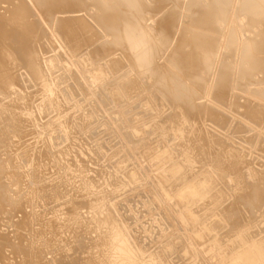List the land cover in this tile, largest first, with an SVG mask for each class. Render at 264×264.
<instances>
[{
    "label": "rangeland",
    "instance_id": "rangeland-1",
    "mask_svg": "<svg viewBox=\"0 0 264 264\" xmlns=\"http://www.w3.org/2000/svg\"><path fill=\"white\" fill-rule=\"evenodd\" d=\"M9 1L10 0H0V61H1V64L5 68H7L8 71H9V74H8L7 77H6V75H4V76L1 75V72H0V85H1L0 86L1 87L0 88V108L4 107V109H7L9 112H13L15 110L17 112V109H19L18 112L20 114L23 113V116L22 115L21 116L24 117V118H22L20 116V119L22 118V122L24 121L23 125L24 126L26 125V128L22 125L23 126V127L21 126L22 127V130H20V132H18V134H14L15 132H11V133H9V135L12 134L13 135L12 137H10L9 135L8 136L6 135V136H4L6 138L5 140H4V137L0 138V141L3 143L2 145L4 146L3 147V146L0 145L1 146L0 152L3 151L2 154L0 153V157H1L0 158V161H1L0 162V165L1 166L0 167H3L4 172L8 173V174H6V173L4 174V172L2 170H0V179H1L0 184L4 187V190L5 189L6 190H11L10 191V192H12L11 194L14 195V197H13V195L11 196V200L12 201L14 199L21 198L15 204L14 202H12L10 200V198L8 199L7 196L5 195V199L7 198V200H9L10 204L12 203V205H10L9 202H5V199L3 198V196H0V199L2 197V201H0V209H2V210H0L1 211V213H0V219H1V221H0V233H1L0 234L1 235L0 236V258H1V260L0 261L2 262V260H3L4 264H9V263L10 264L11 263L12 264L13 263L14 264H18V263L20 264L22 262L23 263L25 262L26 264H40L41 261H42V263L45 262L43 264H47V261H49V264H53L54 262H52V260L55 261L54 259L55 258L58 259L59 258V255H60V258L58 259V261L61 260V257H62V259L64 258L62 260L63 262L62 261H59V263H58L56 261L55 264L56 263L57 264H61L60 262H62V264L63 263L64 264H66V263L67 264H81L80 261L82 262V264L84 263V261H85L86 264H89V263L90 264H97L95 261H97L96 260V257L99 254V251H98L99 246H98V248H94L95 251L93 250L92 246L93 247H95L94 245L97 246L96 240H94V239H97V242L99 244V241L101 240L102 234L100 235L101 231L100 230L98 231V228L96 229V228L93 227V225H92V219L95 218L94 221L96 219H99V218L104 219V218H107L110 215V214L107 215V213H112L114 215L116 214V218L118 217L117 219L120 220V221H118V220L117 221L120 222V223H122L123 221H125L127 219V222L125 221L124 223L126 225H128V227L131 228V229L129 230V228L124 223H122V226H125V229H126V231L125 230L124 231L126 233L129 232L128 233V237L130 239L131 246L132 247L134 246L136 248V250L139 251L142 254V255L140 254V260L141 261L138 259L137 264H139V262H142V261L146 260L148 257H151L155 251L157 252V254L163 252L164 251L163 250L164 245H166L167 243H170L171 240H172V243H173V241L176 239V237L178 235L180 236V237L178 236V238L180 239V243L179 244H174L175 248H174L173 251L169 252V254H168V251L167 252L165 251V253H166L165 260L168 261L170 264H188V261H187L188 260L187 259L188 257L185 254V249L188 246V243L189 242H188L187 238H185L186 237V235L184 233L185 232V229L183 227H181V226H183V224L180 222V220L178 218H176L177 217L176 215H174V217L172 216L173 215V212H174L173 211L174 208H172V207H174V205H173L174 204V201H172L171 203L163 202L165 199L162 198V196H161L162 194L158 190L159 189V185H158V183L155 184V182H157L158 179H159V177L162 175L163 177H168L167 179H169L170 187L176 185V188L174 189L175 192L176 191L178 192L179 190H181V187L180 186H177V184H176L177 182H180V181H177L176 179H174L175 178V175H173V174L172 175L170 174V176H171V178H170L169 173H168V169L171 168V167H173L174 166V163L176 161H178V162H180L182 164V167L183 168L181 170L182 173L180 172V174H181V176L183 178L186 177V174H187V176H189V174L190 173H193L194 171H195V173H198V174L200 173L201 174L203 171L208 170V168H209L208 164L210 163V160L212 159V156H210L211 159H210V157H208L207 159L206 158L205 159H197V155L194 154L195 152H193V151L190 150V149H192L191 148L192 145H193L192 143L196 142V137L195 136H197V134L199 132L196 133L195 130H193L191 133L186 131L183 136H178V134H176L175 131H174L175 129L172 128L170 130V126L171 125L173 126V123H174V125H176V119H177L176 117L179 116L177 114V113H179V110L185 111L186 114L188 115V118L193 119L191 123L194 126H195L194 123H196L194 121V118H197L198 113L195 112V111L192 113V111H189V108L186 109L182 105L177 106V104L175 103V101L170 100L171 98L169 96L175 90H169L168 92L166 91L167 92L166 94L164 92H163V94L162 93L159 94L158 90L155 89V88H153V87H151V86H148V88L146 90H144L145 92H143V95L142 94L137 95L138 93L137 94L134 93L133 94L134 98L135 97H137V98H135V99L133 98V99L129 100V103L128 104L127 103L125 104V102H122V101L121 102H117V100H112V102H113L112 104H114V103H116V104L113 105L114 107L111 106L110 108H107L106 109L104 107V105L107 106V105H111V104L106 103V100L103 98L104 96L99 94V92L101 91L100 88H98V90L95 91V92L98 91L96 93L97 94L96 95L94 93L93 87H91V85H89V84H86L87 81H85L84 78H83V76L89 74L87 71H89L90 73L96 72V71H98L101 68V66H102L101 64L105 63V61L103 59H101L99 57L97 58V56H101V54H102L101 53L102 52L101 45L102 44H105V42H103L104 38L101 37L99 39L100 35H102V34H99V33H101L100 31H102V29L100 28L99 24L94 20V18L90 16V14L93 12V10L96 7L95 6H91L88 9V8H86L85 5H80L81 7L80 6H77L78 8L80 7L79 9L75 7V9H78V10L76 11V13L74 12L76 15L83 14L84 17L89 16L90 18H87L86 17L84 19L87 21V24L89 23L88 24L89 25L88 26L89 27V30L90 31L91 30L93 31V35H90V33L88 31H85V30H84L85 32L84 31L83 32H79V35H80L79 38L81 39V43H82V45H81L82 46V52L80 53V56L82 58L85 57V56H93L94 57V59L92 58L93 63L91 62L90 65H89L90 67L88 66L89 68L88 67L85 68L82 65H80V67H78L77 65L74 64V61L76 60V58L74 60V58L71 57L72 53H71L70 41L67 38H63L64 37V29H63L64 26H61V25L59 26V24H54L53 21H52V19H51V16L50 17L49 16L47 17V15L44 13V11H42L40 9V7L38 5L37 6L36 5H33L34 3H32L31 0H22V1L21 0H11V2H9ZM88 1H90L89 3L91 5H92V3H94V0H88ZM146 1H147V5H148L146 7L145 11H144V16L146 18V23H148L150 21L148 24L153 25V29L155 31H157V30H159V27H162V16H163L164 12H166L169 8H171L172 7V4L170 2H165L166 0H164V1H162V0H146ZM155 1H157V3ZM182 1H184L186 3V5L184 7L185 10H182L180 12L183 13V14H187L189 12L188 0H182ZM17 2H21L22 4L24 3L23 5H24V7L26 6L25 7L26 12H29V13H27L28 14L27 15V20L32 25V27L34 29L33 30V32H34L33 34L34 35L31 36L28 39V45H29L28 48L29 49L31 48L30 50L32 51V53L34 55H37L35 57L36 58V61H38V67L37 68H32L31 64L27 61V59L25 58L24 54L22 52H20V51H22L21 50V47L17 44L16 40L14 41V39H17V38H16V35H15L16 32L14 30L13 24L10 21L7 22L10 19L9 17H10L12 8H13L12 3L14 4V3H17ZM112 2H115V1H112ZM37 8H38L39 11L41 10L43 13L41 11L40 12L37 11ZM41 13L43 14L42 18H41ZM155 13L157 14V17L158 18L155 17L156 16ZM175 14H176V12H175ZM61 16H64V15H61ZM159 17H160V19H159ZM44 21H45V23H44ZM127 21L129 22V20H127ZM94 22H96V23H94ZM40 23H41V25H40ZM42 23H44V24H42ZM51 23L53 24L52 27H54V29H52V27H51L52 24ZM90 24H92V25H90ZM57 25L59 26V28H58ZM92 26H94V27H92ZM48 29H50L51 31H56L55 32L56 34L54 33V36H53L52 32L50 30H48ZM140 29H141V31H140ZM176 29L178 30L177 24L174 25V27L172 28V31H171V35H169L167 37V40H166V42L163 45H160L159 46V45H155V43H153L152 46H150L152 48V50L155 51V56L153 58V61H155L156 63H160L161 66L163 67V70L164 71H166V70L172 71V68L174 69V67L176 68V66H177V68H179V69L176 68V70L173 71L175 73H173V74L170 73V76H168V74L164 73V76H162V77L166 81L171 80V77H173L175 74H176L177 77H182L183 79H186L188 76L189 77L192 76V73L187 70L189 64L186 63V61H184V59L186 58L187 53L189 51H191V49H193V44H190V42L189 43L186 42L187 41L186 40V38H187L186 36H185V39H184V37L183 38L182 37L179 38V40L174 39L176 37L175 36ZM136 30H137V36H139V34H141V33H145V31H144V29H143L142 26H140ZM123 33H124V31L121 28H115V30L112 31V34H114V35H116L118 37V38L116 37L117 38V43L118 42H121L122 40L125 41L124 37H121ZM134 33H136V31H134ZM8 35H13V38L10 37L7 40L6 37ZM55 35H58V36L56 37ZM81 35H83V36H81ZM85 36L87 38L84 39L83 37H85ZM148 36H149V34H148ZM148 36L145 37L144 39H142V41L145 40V39H148ZM106 37H108V35ZM54 38H56V40ZM172 38H173V43H172V40H171ZM86 39L87 40L90 39L92 42L89 41V40L86 41ZM109 39H110V37L106 38V41H108ZM35 41H36V43H35ZM61 41L63 42L64 46L61 43L60 44L63 46V49L66 52H64V50H62V48H59L61 45L58 42H61ZM37 42H38V44H37ZM178 42L182 43L180 49L170 48V45L171 44L172 45H174V44L176 45ZM6 43H8V44H6ZM6 45L8 47H11V50L10 51H11L12 56H13L11 58L4 57V53H3V51H2L1 48H3L2 46L5 47ZM186 45L188 46V49H186L187 48ZM190 45H192V46H190ZM59 49H60V51H59ZM125 50H126V48H125ZM147 50H148V47L144 48V52H148ZM36 51H37V53H36ZM38 52H39V54H38ZM64 53L67 54V55H65ZM122 54H123V51L121 49L114 48L113 50L110 51V53H109V55H108L107 58L109 59V58H113V57H121ZM63 55H64V57H63ZM180 56H181L182 60H179V57ZM62 58H63L64 61L62 60ZM68 58H69V60H67ZM57 59L60 60V61H58ZM71 59H72V61H71ZM51 60H55L57 62L56 63V68H53L52 69L50 67V61ZM74 66H76V67H74ZM83 68H85L86 70H84V72H81V71H83ZM76 69H79L80 71L79 70H76ZM115 69H116L115 74L113 73L111 75L113 79L110 77L108 79L109 82H113L114 81V78L117 79V76L120 78V79H117V80H120V82H122V78L123 79H124V77L127 78L128 77V73L130 75V72L128 71L129 69H128V67H126V63H122L120 66H115ZM10 71H12L13 73H11ZM63 71H64V73H63ZM125 71H126V74H127V75L125 74L126 76L123 75L125 73ZM78 72L81 73V74H78ZM48 73L50 74V76L48 75ZM59 73H60V75H59ZM162 73H159V74H162ZM157 74H158V72H157ZM159 74H158V77H159ZM113 75H115V76H113ZM261 75L262 74H259V76H261ZM165 76H166V78H165ZM27 77H28V79H27ZM61 77H62V79L60 80ZM146 77L148 78L147 79L148 82L149 81L150 82L152 81V77L151 76L148 75ZM149 77H151L150 78L151 80L149 79ZM168 77H170V79H168ZM23 78H24V80H23ZM28 80H30V83H29ZM24 81H26V82L28 81V83H26ZM144 81H142V82L146 84L147 83L146 79ZM14 82L15 83L17 82V83L15 84ZM31 82L33 84H31ZM35 82H37V83L35 84ZM189 82L186 81V84H187L186 87H188L190 85L191 86L190 88H193L195 86L196 90L204 91L206 83H203L200 86H197V85H195L193 83H189ZM25 83L27 84V87L25 86ZM188 83H189V85H188ZM22 84H24V86ZM76 84H77V86H76ZM186 84L184 83V85H183L184 87L183 88H185V85ZM11 85H12V88H11ZM14 85H15V87H14ZM47 86H48V88H46ZM18 87H19L20 91H19ZM35 87H36V89H35ZM253 87H255V86H253ZM8 88H9V91L10 90L13 91L12 94L14 95L13 97L16 96L15 98H13L11 96L10 92H12V91L9 92L8 91ZM188 88H186V89H188ZM114 89H115V87H114ZM148 89H149V91H148ZM151 89H152L153 92L151 91ZM15 90H18V91H15ZM55 91H56V94L54 93ZM57 91H58V94H59L60 91H62V92H60V94L58 95L57 94ZM70 91H72V93ZM103 91H105L104 88H103ZM146 91H148V92H146ZM15 92H16V95H15ZM51 92L53 93L52 95H51ZM105 92L106 93L108 92V89L107 88H106V91ZM19 93H20V95H19ZM146 93H148V96H147ZM7 94H10L9 95L10 97L7 96ZM21 95H23V96L19 98V96H21ZM95 95H96V97H95ZM69 96H71V97H69ZM11 97H12V99H11ZM84 97H85V100L86 101L84 100ZM150 97L153 98V99H151ZM4 99H6V103H5V100ZM14 99L18 100L17 102H15L16 104H14ZM150 99H151V101H150ZM10 100H11V103H10ZM92 100H96L95 102H97L98 100H100L102 102L98 101L97 102L98 105H97L93 101L95 103L94 104L92 102ZM206 100H207L206 98L204 99L203 97H201V98H198L196 100V102L197 103H202V102H206ZM89 101H90V104L88 103ZM243 101H244V99L241 98V102H243ZM7 102H9L10 104L7 103ZM5 104H7V105H5ZM17 104H18L19 107L16 106ZM91 104H94V105L92 106ZM90 105H91L92 108L89 107ZM146 105H147V107H146ZM154 105H155V107H154ZM35 106H36L37 109L39 108L40 110L38 109V111H37V109L35 108ZM122 106H123V109H122ZM33 107L35 108V110H34ZM152 107H154V109H152ZM41 108H44V109H41ZM47 108H48V111H47ZM119 108H121L122 110L119 109ZM50 109H52V110H50ZM63 109H65V110L63 111ZM26 110H27V112H29L30 117L27 116L28 113L27 114L25 113ZM31 110H32V112H30ZM77 110H78V114L76 112ZM66 111L69 113V115H68V113ZM0 112H1V109H0ZM30 113H32V114H30ZM63 113L64 114L67 113V114H65L66 117L63 116ZM38 114H40L41 118H40V116ZM123 114H125V116ZM120 115H121V117L124 116L123 118H125V119L129 117L128 118L129 122H126L127 125L129 126L128 128L125 127L126 123H124L121 120L123 118H121ZM173 116H175V117H173ZM86 117H87V119H86ZM108 117H109V119H108ZM169 117L171 118V120H170ZM61 118L66 119V121L65 120L63 121V119H61ZM173 119H175V120H173ZM210 119L211 120H207L206 119V121L203 123L204 124L203 126L205 127V129H207L208 132L215 134V137H219L223 141L225 140L224 142L227 143L228 145H230L231 147H233L234 149H236L237 152H239L241 154L244 152V154H242V155L245 157V159L247 161L250 162V166L252 168H254L256 170H263L264 169V151L263 150L253 149V148H251V146L247 142L244 141V138H247V137L252 136L253 134H255V131H251L250 133H244V132L231 133L230 131L233 129V126L232 125L234 124V118L231 119L230 125L226 126L224 129L221 126H219L220 125L219 121H217L216 123H214L215 122L214 121L215 118H213V119L210 118ZM31 120H32V122H30ZM59 120H61V121L59 122ZM105 120H106V122H105ZM195 120H197V119H195ZM28 121L30 122V124L32 123V125H30ZM67 121H69V123ZM124 121H126V120H124ZM171 121L173 122L172 124L170 123ZM262 121L264 122V118L262 119ZM38 122L41 123V127H40V123H38ZM42 122H44V123H42ZM62 123L64 124V126H62L63 125ZM49 124L50 125L52 124L55 127L54 126H51V128H52L51 129L49 127ZM44 126L45 127L48 126L47 127V129H48L47 131H45L46 128ZM199 126H200V124H199ZM39 127L41 128V130H40ZM160 127H164L165 128V131H161V128ZM173 127H175V126H173ZM197 127L198 126H197V123H196V127L194 129H197ZM11 128H14V130H15L16 129L15 128V124H12ZM24 128H25V131H24ZM29 128H30V131H28ZM62 128H64V129L62 130ZM70 128H72L71 129L72 131H69ZM100 128H102V129H100ZM129 128L132 129V130L134 129V131L137 128L138 129V133L133 134V132ZM139 128H141V130ZM67 129H68V132H66ZM98 129H99V131H98ZM73 130H75V131H73ZM43 131H44V133H43ZM52 131H54V132H52ZM59 131L61 133H59ZM129 131H131V132L129 133ZM25 132H27V134H31L32 133L30 135V136H32L31 137L32 139L30 138V136H28L29 137L28 138L27 135L25 134ZM64 133L66 135H63ZM20 134H21V137L20 136L18 137V135H20ZM52 134H54L55 137ZM56 134L58 135V138L59 139L57 138ZM24 135L26 136L25 139H27V138H28V140L31 139L33 141V143H32V141L28 142L26 140V142L28 144L30 143V145H27V144L25 145L26 142H25V139L23 138ZM188 135H190L189 139L193 135L194 136L190 140H188L187 139ZM9 138H10V140H8ZM17 138L18 139L19 138L20 139L23 138L24 140L23 139L22 140L19 139V141H18ZM38 138H39V141H38ZM63 138L65 139V142L63 141L64 140ZM180 138H183V139H180ZM66 139H67V141H66ZM43 140H44V142H43ZM79 140H81V142ZM208 140L211 141L212 138H208ZM34 142L35 143L37 142V145L38 146H35L36 144ZM97 142L99 143L98 145L96 144ZM7 143L10 146L11 145H15V146L17 145V147L13 146L14 147L13 148V147H9L8 146L7 149H6L5 146L8 145ZM31 143L33 144V146H32ZM127 143H128V145H127ZM22 144H23V146H22ZM177 144L178 145H181L182 144V146H180V147H182V149H180ZM186 144H187V147L185 146ZM18 145H20V147L21 146L22 147L19 148ZM34 147L36 149H34ZM127 147H128V149H127ZM154 147L157 148V153L153 149ZM2 148H5V149L3 150ZM11 148H13L14 150H12ZM30 148H32V149H30ZM63 148H64L65 151L63 150ZM222 148L223 147L220 146V145H216V146L214 145V146H212V148H207L206 151L207 150L210 151V152L211 151L213 152L215 150L216 151H219ZM15 149H17V152L18 153L20 152V155L19 156H18V153L15 154L16 153V150ZM24 149H26V150H24ZM59 149H60V151H59ZM67 149H68V151H67ZM6 150H7L8 153H5ZM82 150H83V152H82ZM185 150H189L190 153L187 152V151H185ZM163 151L169 152V154L166 156V152H165V154L162 156V159H160L158 156ZM181 151H183V155H182V152ZM43 152L45 154H43ZM52 152H54V153H52ZM64 152H66V153L68 152V153H70V155L68 153L65 154ZM81 152H82V154H81ZM146 153H147V155H146ZM22 154L23 155L26 154V155L23 156ZM28 154H31V155H28ZM46 154H48V155H46ZM64 154H65V156H64ZM12 155H15V156H12ZM43 155L47 156L48 157V160H50V161L47 162L45 157L44 158H41V157H43ZM67 155H69V156H67ZM99 155H100V157H99ZM28 156L31 157V158L28 159ZM52 156L53 157H56L57 156V157L56 158H53ZM102 156H104V157H102ZM182 156L183 157L185 156L184 159H183ZM51 157L53 158V160H52ZM58 157H59V159H58ZM67 157H68L69 160L66 159ZM94 158H95V160H94ZM173 158H174V160H172ZM189 158H191L190 159L191 163L190 162H187V161H189V160H187ZM26 159L29 160V162ZM36 159H38V160H36ZM43 159H45V163L47 162L48 165H51L52 166V163H54L53 166H52V168H51V166H48L47 167V164L44 163V160ZM64 159H66V160H64ZM72 159H74V160H72ZM77 159L80 162V163L78 162L80 164L79 166H78V163H77V166H75L76 164L73 163V161H75V162L78 161ZM82 159H83V161H82ZM87 159H88V161H90V162H87L89 169L87 168V165H85L86 163L84 162L85 160L87 161ZM96 159H97V163H95L96 162ZM7 160H8V162H7ZM15 160H17V161H15ZM25 160H26V162H25ZM161 160H163V161H161ZM196 160H198V161H196ZM39 161H41V162L39 163ZM68 161L70 162V165L68 164ZM92 161L95 164L92 163ZM123 161L125 162V164L122 163ZM49 162H50V164H49ZM64 162H67L66 165H65ZM83 162L85 164H83ZM117 162H120V163L117 164ZM16 163L17 164H20L21 163V164L20 165H17ZM28 163H30V164H28ZM167 163L169 165H167ZM188 163H190L191 167H190V165H188ZM257 163H258V165H257ZM11 164H15V165H13V168H11L12 167ZM33 164H35V165H33ZM8 165H9V167H8ZM28 165H29V167H28ZM81 165H82V167H81ZM97 165H98V167L101 170H105L106 171V174H108V175L106 176V174L104 173V171L102 173L101 170L99 171L101 175L99 173L97 174V172H96V174H94V172L97 171L96 170L97 169ZM116 165L117 166L119 165L120 168L119 167L117 168ZM122 165L124 166V170L123 171L120 170L121 168H123ZM4 166H6V168ZM35 166H37V167H35ZM39 166H42V168L39 167ZM250 166L249 167L248 166H245L243 168V171H242L243 176L246 178L245 179V182H249L250 181V180H248V179H250V177L247 175V172H248L247 169H250L251 170ZM258 166H260V167H258ZM261 166H262V168H261ZM27 167H28V169L30 168L29 170H32V171L29 172L28 169H27ZM73 167H74V169H73ZM102 167H103V169H102ZM104 167H106V168H104ZM7 168L9 169L8 170L9 172L6 170ZM49 168H51V169H49ZM82 168H85L86 170L84 171V169H82ZM57 169H58V172L61 171V169H63L61 171V173L63 172L62 175L63 174H66L68 172L70 174V177L67 174H66L67 176L64 175V176L61 177V173L60 172L59 173L58 172H54ZM66 170H68V171L66 172ZM183 170H186V172L183 173ZM34 171H37V172L34 173ZM22 172H23V174H22ZM28 172L30 174H28ZM11 173H13V175H15V174H17V175H15V177H14V176H11ZM31 173H34V174H31ZM79 173H81V175ZM1 174L3 175L2 177H1ZM27 174L30 177L26 178V175ZM40 174H41V176H40ZM52 174L53 175L55 174L57 178L55 179V175L52 176ZM72 174L74 175V178L75 179H77V177H78V179H77L78 181H80L79 179L82 180V181H80L81 182V185L78 184L80 182H78L77 180H75V182H74V180H73L74 178H72L73 177ZM133 174L135 175V177L137 179L134 180V178H129V177H134ZM5 175H7V176L10 175L11 176V179H10L9 176H8L9 178L7 179L6 178L7 176L5 177ZM31 175H32V177H31ZM86 175H87V177L89 175V177L87 179H84V180H86V181H84L82 178L86 177ZM98 175L101 176V177H98V178H100L99 179L100 180L99 183H98L99 180H97V176ZM58 176H59V179H60L61 182L59 181ZM108 176L110 177V180H111V178L113 179V176L114 177L116 176L115 179L117 181L116 180L110 181L108 179L109 178ZM13 178L15 180H17V179H19V180L18 181H15ZM9 179H10L11 182L9 181ZM69 179H71V180H69ZM4 180H6V181L4 182ZM51 180H52V183H51ZM72 180H73V183H72ZM8 181L10 183H6ZM107 181H110V182H107ZM113 181H115L114 182L115 184H112ZM116 182L118 183V185H117ZM20 183H21V185H20ZM31 183H34V185H32ZM71 183H72V186H71ZM75 183H76V185H75ZM87 183L88 184L89 183L91 184V185L89 184L90 185L89 188L92 187V191H94L93 189L97 185L98 188L96 187V189H97L98 193L103 188L101 185L106 186V187L103 188L104 191L102 190L99 193L101 196H102V194H103V196H104V194H106L107 195L106 198L105 197H102L103 198L102 199L101 196L98 197L99 194H97L98 195L97 196L98 198H96V194L94 195V194L90 193L91 188L88 189V187H86L87 191L89 190L87 192L86 189H85V186H84V185H87L88 186ZM221 183H222V185H219L218 184L220 186V188H224V189H226L225 190L226 192H230L229 189L226 186L227 185L229 186L231 184H228V182L226 180L222 181ZM62 184L64 186L61 187ZM123 185L125 186V188H124ZM33 186L34 187H37V188H38V186H40L39 188L42 189V190L41 191L39 189L38 190L40 192L44 191L43 192V195H41V197H40V193L37 190V188H36V190H34L35 188H33ZM78 186H81V188L78 187ZM82 186H83V189H82ZM99 186H100V191H99ZM120 186H122V188ZM219 186L217 187V189H219ZM20 187L22 189L25 188L24 189L25 191H26V187L27 188L30 187L27 190H29V189L31 190V188H33L32 189L33 192L35 191V194H36V192L38 191L37 192V195L38 194L39 195L37 196L33 192L31 193L32 195H30V193H29L30 196L27 195L30 190L29 191H26L27 194L24 195L26 192L24 190L22 191V189H20ZM77 187L80 188V189H78ZM51 188H52L53 191L51 190ZM106 188H107V191H106ZM96 189L94 191L95 193H97L96 192ZM79 190H80V192H79ZM109 190H110V192H108ZM119 190H121V191H119ZM155 190H156V192H155ZM58 191H60V192H58ZM113 191H115V192H113ZM69 192L71 193L70 195L72 197H74V195H75V197H76L75 198V202L76 203L74 202L73 198L70 196L72 198V200H71V198L69 197V194L67 195V193H69ZM83 193L84 194L87 193L86 195L88 196V198L87 199L85 198L86 195H83L84 198H82V199H86L87 201L86 200H82L80 197L78 198V196L79 195L82 196ZM77 194H79V195H77ZM66 195L68 197H66ZM25 196H28L30 198H27V197L24 198ZM92 197H94V198L92 199ZM77 198L80 199L81 202H79L80 200H77ZM90 198H91V201L89 200ZM156 198H158V199H156ZM22 199H29V200H23V202L26 201L25 206L22 204ZM30 199L33 202L34 201L35 202L37 201L36 203H34V205L35 204L37 205V206L35 205V209L34 208H32V209L30 208L31 205L33 204V202ZM49 199L50 200L53 199L54 202L56 200L55 204L56 203L57 204L56 205L53 204L54 202L50 201ZM68 199H70V201ZM99 199L101 200V202H99L100 201ZM106 199L109 200L110 202L107 201L108 202L107 203L106 202ZM233 200H234V198L233 197H230L229 199H227L224 202L223 205H227V204L230 203V201H233ZM27 201H29V203H30L29 205L30 206L27 205L28 204ZM71 201L74 202L75 207H74V205H73V203ZM82 201H84L83 202L84 204L83 205L81 204L82 205V208H81L80 203H82ZM157 201L159 202V204H154V203H158ZM4 202H5V204L8 203V204H6L7 206L4 204ZM69 202H71V203L69 204ZM97 202H99V205H96L97 208H94L93 207V204L94 203L96 204ZM45 203H46V206H45ZM49 203L51 205L53 204L51 206L52 208L50 207V204ZM61 203H62V205H61ZM85 203H90L92 207H90V204L88 206ZM165 203H166V205H165ZM2 204H4L5 207H3ZM58 204L61 207L58 206ZM21 205H23V206H21ZM41 205H43V209H44V206H45V209L46 210L43 211L41 209L42 208ZM68 205H70V206H68ZM85 205H86L87 208L85 207L84 209H86L87 211H85L83 209V207ZM118 205H119V207H118ZM262 205L263 206L260 209H258L259 211L258 210L256 211V210H254V208H251V207H248V208L244 209V213H245L244 215H246V217L249 216V218H252L253 220H255L256 221L255 222V225L256 226L258 225V227H255L253 229L254 230L255 229L256 230L258 229L259 232L261 231L262 234H263L264 233V231H263L264 229L262 227H264V203ZM53 206L55 208H53ZM63 206H64L65 209L62 208ZM98 206H102V209H100V207H98ZM27 207H29V208H27ZM36 207L38 209H36ZM57 207L59 209H57ZM89 207H90V209H89ZM114 207L115 208L117 207L119 209H117V208L115 209ZM3 208H4V211H3ZM79 208H80V210H79ZM104 208L108 209L107 210L108 211L107 213L104 211L105 210ZM77 209L79 210V212H78ZM91 209H92L93 212L95 210V212H96V213H94L95 215H93V212L92 213L90 212ZM26 210H28V211H26ZM32 210H33L34 213L32 212ZM37 210H40V211H37ZM59 210H60V214H59ZM67 210H68V212H67ZM70 210H71V212H70ZM98 210H100V212L101 211L104 212V214L102 212L101 213H98L99 212ZM117 210H118V212L120 210L119 214L117 213ZM50 211H51V213H50ZM73 211H75V214H76V217H77V223H74L73 225H71L72 224L71 223L70 224L71 227L69 228V225H67L68 224L67 220H68V218L70 217V215L72 214ZM84 211H85L86 214L84 213ZM28 212L30 214L32 213L31 214L32 217H31V215ZM35 212L37 214H35ZM42 212L44 214L46 212V216H47V213L48 214L50 213V215H52L51 218H53L54 217L53 215H55V218L56 219L55 218H53V219L56 220L55 222H58L57 224L55 223L57 229L55 228V224L53 222L54 220L49 218L50 215L47 216L48 217L47 218L44 214L43 215H40V214H42ZM54 212H56V213H54ZM27 213L29 214V216H28ZM90 213L93 216H96V215L97 216L94 217V218H92L93 216H91V218H92L91 219V218H89L90 217ZM105 213H106V216L104 217ZM61 214H63V216ZM83 214H85V215H83ZM98 214H99V216H98ZM25 216H27V217L24 219ZM42 216H44V217H42ZM60 216L62 218H65L64 220H61V222H63V223H61L59 221V219H61ZM220 216L221 215H219L217 217L218 221L222 217V216L221 217ZM57 217H60V218H57ZM78 217H81V218H78ZM14 218L17 219V220H15ZM27 218H29V219H27ZM42 218L47 222L48 226L51 225V226H54V227H51L50 226L51 228L50 227L47 228V224H46V222L44 220H42ZM85 218H88L90 220V221L87 220L88 222H86L87 227L86 226L84 227V224L85 223H82L83 221H85ZM164 218H166V219H164ZM174 218H176V219H174ZM49 219H50V221H49ZM22 220H24L23 225H22ZM177 220H179V221H177ZM157 221L158 222L161 221L159 223L160 226H158V222ZM27 222L28 223L30 222L32 225H34V226L30 225V226H32L31 228L33 230L31 228L29 229V227H30L29 225H26V226L24 225ZM44 222H45L46 225L44 224ZM49 222L50 223L52 222V223L50 224ZM64 222H66V225H64V226H66V229H67V226H68V229L65 232L63 231V230H65V229H63L65 227L62 225V224H65ZM176 222H178L179 224L176 223ZM18 223H19V225L16 227V225ZM82 225H83V227H81ZM177 225H180V226H177ZM229 226H230V228H229ZM231 226L232 225H230L229 223H226L224 226L222 225L223 228L222 227L221 228L220 227H217L219 229V232L218 233L221 236L223 235L222 236L223 238L229 236V234H231L232 233V230H233V227L231 228ZM26 227H28V230L29 231L26 230L27 229ZM161 227H162V229H161ZM180 227L182 228V230L181 229L179 230ZM60 228H61V230H60ZM38 229L41 232L40 231H37ZM47 229L48 230L50 229V231L52 229L53 232H50ZM94 229H95V231H94ZM163 229L165 231H162ZM75 230H77V231H75ZM24 231L26 232L27 236H26V234H25ZM69 231H71L73 235ZM18 232H22V233H20V235H19ZM23 232H24V234H23ZM46 232H48V233L46 234ZM169 232H171L175 237H173V235H170L171 233L169 234ZM3 233H5V234H3ZM44 233H45L46 236H44ZM54 233H55V235L57 234L56 237H55V235H53ZM92 233H94L95 235L92 234ZM257 233H258V231L256 232V234ZM2 235H3V237H2ZM50 235L51 236L53 235L57 239H55L53 236L50 238ZM33 236H35V237H33ZM36 236L38 237V239L40 237V239H39L40 241H38V239H37ZM61 236H63V238ZM64 236H66V238ZM29 237H30V239H29ZM31 237H32V239H31ZM137 238H139V239H137ZM167 238L168 239L170 238V239L168 240ZM173 238H175V239H173ZM81 239H82V241H81ZM133 239H136V240H133ZM69 240H70V242H69ZM138 240L139 241H142V243L141 242L139 243ZM21 241H24V242H21ZM34 241H36V242H34ZM135 241H137V243ZM68 242H69V244H68ZM77 242H78V244H77ZM83 242H84V244H83ZM93 242H94V245H93ZM143 242H144V244H143ZM150 242H152V243H150ZM42 243H44L45 249L43 248V244ZM45 243H46V246L49 245L47 247L49 249L46 248ZM50 243L52 245H54L55 247L53 246V248H52V246L50 245ZM39 244H41V245L38 246ZM79 244H81V245L83 244L82 247ZM137 244H139V245L142 244V245L139 246ZM28 246H30V248ZM23 247L27 250V252H25L26 250ZM82 248L84 249V251H81V250H83ZM89 248L92 249V251ZM30 249L31 250L33 249L32 252H31ZM148 249H151L152 254H151V251L148 250ZM36 250L37 251H41V255L39 254V257L40 256L41 257L43 256V259H45V257H47V255H48V258L46 259L47 261L46 260L43 261V259L39 258L38 257V254H36ZM46 250H48V251H46ZM57 250L59 251V253H57L58 252ZM60 250L63 251V252H61ZM45 251L47 253L51 252L52 254L49 253V254H46L45 255V253H46ZM68 251H69V253H68ZM72 251H75L76 253L75 252L73 253ZM89 251H91V253ZM193 251L194 250L192 248L191 252L193 253V255H195ZM85 252L87 254L89 253L91 255L89 256V254H88V256H87V254H85ZM156 252H155V254H156ZM180 252H181V254H180ZM16 253H18V255H19L18 256V259L20 258L19 260L17 259V255H15ZM30 253H31V255H30ZM32 253H34V254H32ZM53 253H55V254H53ZM72 253H73V255H72ZM93 253H94V255H93ZM50 254L51 255H54V256L51 258L50 257L51 256ZM95 254L97 256H95ZM149 254H150V256H148ZM22 255H24V259H23V257L22 258L20 257ZM27 255H28V257H25ZM29 255L32 256V259L30 261L28 260L29 257H30ZM145 255H147V256H145ZM82 256H83V258H82ZM72 257H73V259H72ZM178 257H181V259L178 258ZM198 257L200 259H202V260H199V261L197 260L196 262L193 263L194 259L193 260L190 259L189 262H191V260H192V262H191L192 264H195V263L196 264H206L205 262H207V261L204 259L205 256H203L201 254ZM13 258L14 259L15 258L17 259L16 263H15V261H14ZM35 258H37V260ZM38 259H41V261L39 262ZM11 260H13V262H10ZM19 261H21V262H19ZM201 261H203V262H201ZM37 262H39V263H37ZM116 262L117 261H115L114 263L115 264H123L122 261H118V263H116ZM1 264H3V263H1Z\"/></svg>",
    "mask_w": 264,
    "mask_h": 264
},
{
    "label": "bare ground",
    "instance_id": "bare-ground-1",
    "mask_svg": "<svg viewBox=\"0 0 264 264\" xmlns=\"http://www.w3.org/2000/svg\"><path fill=\"white\" fill-rule=\"evenodd\" d=\"M22 1V0H21ZM32 3H34L33 5H38L40 7V9L42 11H44V13L47 15V17L51 16V19L53 21L54 24H59V26H64L63 29H64V37L63 38H67L69 39L70 41V46H71V57L76 58V60L74 61V64L77 65L78 67H80V65L84 66L85 68L88 67L90 65V63L92 61V58L94 59L93 56H85V57H81L80 56V53L82 52V43H81V39L79 38V32H83L84 30L85 31H88L90 33V35H93V31L89 30V23L87 24V21L84 19V18H90L89 16H86L84 17L83 14H78L76 15V11L81 7L80 5H85L86 8H90L91 6H95L96 8L93 10V12L90 14L91 17L94 18V20L99 24L100 28L102 29V31H100L101 33L99 34H102L100 35L99 39L102 37L104 38L103 42H105V44H102L101 45V49H102V54L101 56H97V58H101L105 61V63L101 64V68L96 71V72H92L90 73L89 71H87L89 74L88 75H85L83 76L84 80L87 81L86 84H89L91 85V87H93V90H94V93L96 94L97 92H95L96 90H98V88H100V92L99 94L100 95H103L104 99L106 100V103H109L111 105H107L104 107L107 109V108H110L111 106L115 105L116 103L112 104V100H117V102H125V104L129 103V100L133 99L134 96L133 94H142L143 95V92H145L144 90H146L148 88V86H151L155 89L158 90L159 94H163V92L166 94L169 90H175L174 92H172V94L169 96L172 100V101H175V103L177 104V106H184L186 109L189 108V111H192V113L195 111L198 113V116L197 118H194V121L197 123V129H194L196 127V123L195 126L191 123L193 119L191 118H188V115L186 114L185 111L183 110H179V113H177L179 116L176 117V125H174V123L171 121L170 123L172 124L173 123V127L171 124L170 126V130L173 128L175 129V133L178 134V136H183L185 134V132H192L193 130H195V132H199L197 134L196 137V142L192 143V149H190L191 151L195 152L194 154L197 155V159H207L208 157L212 156V159L210 157V163L208 164L209 168L208 170L206 171H203L200 175L198 173H195V171L193 173H190L189 176H187L186 174V177H182L180 172L182 173V164L178 161H176L174 163V166L169 168L168 169V173H169V176L170 174L172 175H175V178L177 181H180V182H175L177 184V186H180L181 187V190H179L178 192L174 191V189L176 188V185L170 187V182H169V179H167L168 177H162L160 176L158 181L155 182L158 183L159 185V191L162 198H164L163 202H168V203H171L172 201H174V208L173 209V217L174 215H176L180 222L183 224V227L185 229V235L188 240V246L186 247L185 249V254L186 256L188 257L187 261H188V264H192V260L194 259L193 263L196 262L197 260H202L200 259L198 256L199 255H203L205 256V260L207 262H205L206 264H264V233L262 234V232L257 229H253L255 227H258V225L256 226L255 225V220H253L252 218H249V216L246 217V215H244V209L248 208V207H251V208H254V210H258L260 209L264 203V169L263 170H256L254 168H252L250 166V162L247 161L245 159V157L242 155L244 154V152L241 154L239 152H237L236 149H234L233 147H231L230 145H228L227 143H225L223 140H221V138L219 137H215V134L213 133H210L207 131V129H205V127L203 126L204 122L207 120H211L210 118H215V122L216 123L217 121H219L220 125L223 129L230 125L231 123V119L234 118V124L232 125L233 126V129L230 131L231 133H238V132H244V133H250L251 131H255V134H253L252 136L250 137H247V138H244V141L247 142L251 148L253 149H257V150H263L264 151V122L262 121V119L264 118V0H188V5H189V12L187 14H183L181 13L180 11L182 10H185V5L186 3L182 0H166L165 2H170L172 4V7L169 8L166 12H164L163 16H162V27H159V30L155 31L153 29V25L151 24H148L146 23V18L144 16V11L146 9V7L148 6L147 5V1L146 0H112V1H115V2H112L111 0H94V3H92V5L89 3L90 1L88 0H31ZM164 1V0H162ZM4 2V1H3ZM11 2V0L9 1ZM157 3V1H155ZM154 2V3H155ZM153 3V4H154ZM24 4V3H23ZM21 2H17V3H12L13 5V8H12V11H11V14H10V19L7 21V22H11L13 24V27H14V30H15V35H16V38L17 39H14V41L16 40L17 44L21 47V50L20 52H22L25 56V58L27 59V61L31 64L32 68H37L38 67V61H36V56L37 55H34L32 53V51L28 48L29 45H28V39L33 36L34 32H33V27L32 25L28 22L27 20V13L29 12H26L25 10V7ZM77 6H80L79 8ZM78 8V9H75ZM34 8V7H33ZM40 10V11H41ZM87 10V9H86ZM37 11L38 8H37ZM39 11V12H40ZM41 11V12H42ZM75 12V13H74ZM176 12V14H175ZM31 13V12H30ZM43 13V12H42ZM41 13V18L43 16V14ZM163 13V12H162ZM40 14V13H39ZM89 14V13H88ZM45 15V16H46ZM61 15H64V16H61ZM155 17H157V14L155 13ZM31 16V15H30ZM151 17V16H150ZM154 17V18H155ZM149 18V17H148ZM158 18V17H157ZM44 19V18H43ZM160 19V17H159ZM129 20V22L127 21ZM151 20V19H150ZM42 21V20H41ZM91 21V20H90ZM161 21V20H160ZM43 22V21H42ZM94 22V23H96ZM45 23V21H44ZM42 23V24H44ZM52 24V23H51ZM177 24L178 26V30L176 29V34H175V38L176 40H179V38H183L185 39V36L187 37L186 38V42H190V44H193V49H191V51H189L187 53V56L186 58L184 59V61H186V63L189 64L187 70L189 72L192 73V76H188L186 79H183L182 77H177L176 74L171 77V80H164L162 76H164V73L168 74V76H170V73L173 74L177 68L174 67V69L172 68V71H164L163 70V67L161 66L160 63H156L155 61H153V58L155 56V51L152 50V48L150 46H152L153 43H155V45H163L166 40H167V37L169 35H171V31H172V28L174 27V25ZM41 25V23H40ZM92 25V24H90ZM144 25V26H143ZM45 26V25H44ZM53 26V24L51 25V27ZM58 26V25H57ZM58 26V28H59ZM140 26L143 27L145 33H141L139 34V36H137V30ZM155 26V25H154ZM94 27V26H92ZM50 28V27H49ZM91 28V27H90ZM115 28H121L123 29L124 33L122 34L121 37H124L125 41L122 40L121 42H118L117 43V36L112 34V31L115 30ZM52 29H54V27H52ZM92 29V28H91ZM37 30V29H36ZM50 30V29H48ZM56 30V29H55ZM51 31V30H50ZM84 31V32H85ZM134 31H136V33H134ZM141 31V29H140ZM178 31V32H177ZM53 36H54V33L56 31H51ZM98 32V31H97ZM96 32V33H97ZM88 33V34H89ZM95 33V32H94ZM56 34V33H55ZM63 34V33H62ZM149 34V36H148ZM108 35V37H110V39L108 41H106V37ZM52 36V37H53ZM56 37L58 35H55ZM61 36V35H60ZM83 36V35H81ZM89 36V35H88ZM148 36V39H145L142 41V39H144L145 37ZM10 37L13 38V35H8L6 37V39L8 40ZM51 37V38H52ZM90 37V36H89ZM88 37V38H89ZM94 37V36H93ZM117 37V38H116ZM49 38V37H48ZM50 38V39H51ZM60 38V37H59ZM84 39L87 38L86 36L83 37ZM56 40V38H54ZM66 39V40H67ZM98 39V38H97ZM98 39V40H99ZM61 40V39H60ZM63 40V39H62ZM89 41H91L90 39H88ZM86 39V41H88ZM172 40V43H173V38L171 39ZM183 40V39H182ZM40 41V40H39ZM127 41V42H126ZM67 42V41H66ZM92 42V41H91ZM36 43V41H35ZM40 43V42H39ZM59 44L61 43L63 46V42H58ZM90 43V42H89ZM128 43V44H127ZM8 44V43H6ZM38 44V42H37ZM60 44V45H61ZM98 44V43H97ZM101 44V43H100ZM181 44L180 42H178L176 45H170V48H177V49H180L181 47ZM60 46L59 48H62L63 49V46ZM59 46V45H58ZM187 46V45H186ZM192 46V45H190ZM3 48L2 51L4 53V57L6 58H11L13 57L12 56V53H11V47H8L7 45L4 47L2 46ZM148 47V52H144V48ZM52 48V47H51ZM65 48V47H64ZM114 48H118V49H121L123 51V54L121 57H113V58H107L110 51L113 50ZM126 48V50H125ZM188 49V46L187 48ZM54 50V49H53ZM68 50V49H67ZM172 50V49H171ZM55 51V50H54ZM60 51V49H59ZM64 52H66L64 50ZM37 53V51H36ZM35 53V54H36ZM179 53V52H178ZM39 54V52H38ZM65 54V53H64ZM100 54V53H99ZM180 54V53H179ZM62 55V54H61ZM67 55V54H65ZM93 55V54H92ZM40 56V55H39ZM64 57V55H63ZM69 57V56H68ZM58 58V57H57ZM58 60V59H57ZM63 60V58H62ZM61 60V61H62ZM69 60V58L67 59ZM179 60H182L181 56L179 57ZM44 61V60H43ZM42 61V62H43ZM60 61V60H58ZM64 61V60H63ZM72 61V59H71ZM69 62V61H68ZM98 62V61H97ZM56 61L55 60H51L50 61V67L53 69V68H56ZM60 63V62H59ZM122 63H126V67H128V71L130 72V75L128 73V77L124 79L122 78V82H120V80H117V79H120L118 76H117V79L114 78V81L113 82H109V78L111 77L112 78V74L114 73L115 74V66H120ZM44 67V66H43ZM76 67V66H74ZM90 67V66H89ZM88 67V68H89ZM63 68V67H62ZM85 68H83V71L81 72H84V70H86ZM99 68V67H98ZM80 69V68H79ZM79 69H76V70H79ZM115 69V70H114ZM179 69V68H177ZM13 70V69H12ZM47 70V69H46ZM63 70V69H62ZM65 70V69H64ZM75 70V71H76ZM81 70V69H80ZM79 70V71H80ZM96 70V69H95ZM14 71V70H13ZM127 71V72H128ZM0 72H1V75H6V77L8 76L9 74V71L7 68H5L2 64H1V61H0ZM11 73H13L12 71H10ZM60 72V71H59ZM77 72V71H76ZM159 73H162V74H159V77H158V74ZM16 73V72H15ZM64 73V71H63ZM62 73V74H63ZM68 73V72H67ZM86 73V72H85ZM56 74V73H55ZM78 74H81L78 72ZM126 74V71L123 75ZM165 74V75H166ZM259 74H262L261 76H259ZM48 75L50 76V74L48 73ZM58 75V74H57ZM60 75V73H59ZM83 75V74H82ZM127 75V74H126ZM125 75V76H126ZM151 76L152 77V81L148 82L147 81V77L146 76ZM196 75V76H195ZM52 76V75H51ZM87 76V77H86ZM115 76V75H113ZM20 77V76H19ZM81 77V76H80ZM149 77V79L151 78ZM158 77V78H157ZM147 81V83H143L142 81H144L145 79ZM163 80H162V79ZM166 78V76H165ZM28 79V77H27ZM62 79V77L60 78V80ZM113 79V78H112ZM144 79V80H143ZM168 79H170V77H168ZM24 80V78H23ZM22 80V81H23ZM111 80V79H110ZM151 80V79H150ZM173 80V81H172ZM29 83H30V80H28ZM28 81H24L26 83H28ZM32 81V80H31ZM52 81V80H51ZM70 81V80H69ZM73 81V80H72ZM82 81V80H81ZM186 81H190L189 83H193L197 86H200L201 84L203 83H206L205 85V89L204 91H199V90H196L195 86L193 88H190L191 86L189 85L188 83V87L187 84H186ZM23 82V83H24ZM145 82V81H144ZM174 82V83H173ZM15 83V82H14ZM17 83V82H16ZM15 83V84H16ZM25 83V86L27 87V84ZM37 82H35L36 84ZM184 83L186 84L185 85V88H183L184 86ZM19 84V83H18ZM21 84V83H20ZM31 84H33L31 82ZM45 84V83H44ZM104 84V85H103ZM24 86V84H22ZM55 85V84H54ZM85 85V84H84ZM1 86V85H0ZM18 86V85H17ZM58 86V85H57ZM77 86V84H76ZM255 86V87H253ZM15 87V85H14ZM45 87V86H44ZM115 87V89H114ZM150 87V88H151ZM1 88V87H0ZM6 88V87H5ZM11 88H12V85H11ZM48 88V86L46 87ZM103 88L104 90L106 91V88L108 89V92L106 93L105 91H103ZM188 88V89H186ZM3 89V88H2ZM19 89V87H18ZM36 89V87H35ZM92 89V88H91ZM90 89V90H91ZM7 91V90H6ZM8 91H9V88H8ZM12 91V90H10ZM9 91V92H10ZM15 91H18V90H15ZM20 91V89H19ZM68 91V90H67ZM149 91V89H148ZM146 91V92H148ZM152 91V89H151ZM167 91V92H166ZM28 92V91H27ZM62 92V91H60ZM59 92V94H60ZM72 93V91H70ZM153 92V91H152ZM157 92V91H156ZM12 92H10L11 96L13 97L14 95L12 94ZM18 93V92H17ZM56 94V91L54 92ZM155 93V92H154ZM4 94V93H3ZM10 94H7V96H9ZM53 93L51 92V95ZM57 94H58V91H57ZM58 94V95H59ZM147 96H148V93H146ZM158 94V95H159ZM15 95H16V92H15ZM20 95V93H19ZM45 95V94H44ZM49 95V94H48ZM62 95V94H61ZM69 95V94H68ZM97 95V94H96ZM95 95V97H96ZM4 96V95H3ZM23 95L19 96L22 97ZM56 96V95H55ZM66 96V95H65ZM75 96V95H74ZM99 96V95H98ZM97 96V97H98ZM6 97V96H5ZM10 97V96H9ZM11 97V99H12ZM16 97V96H15ZM13 97V98H15ZM63 97V96H62ZM71 97V96H69ZM94 97V96H93ZM203 97L204 99L206 98V102H202V103H197L196 100L198 98H201ZM208 97V98H207ZM59 98V97H58ZM77 98V97H76ZM92 98V97H91ZM101 98V97H100ZM99 98V99H100ZM137 98V97H135ZM134 98V99H135ZM151 98V97H150ZM241 98L244 99L243 102H241ZM8 99V98H7ZM10 99V98H9ZM18 99V98H17ZM67 99V98H66ZM89 99V98H88ZM98 99V98H97ZM96 99V100H97ZM153 99V98H151ZM150 99V101H151ZM5 100V103H6V99ZM84 100H85V97H84ZM91 100V99H90ZM96 100H92V102L96 101ZM201 100V99H200ZM18 100L14 99V104H16L15 102H17ZM50 101V100H49ZM67 101V100H66ZM73 101V100H72ZM86 101V100H85ZM100 101V100H98ZM97 101V102H98ZM91 102V103H92ZM93 102V103H94ZM97 102H95L97 104ZM102 102V101H100ZM9 103V102H7ZM10 103H11V100H10ZM9 103V104H10ZM69 103V102H68ZM67 103V104H68ZM90 104V101L88 102ZM94 103V104H95ZM104 103V102H103ZM66 104V103H65ZM86 104V103H85ZM84 104V105H85ZM94 104H91L92 106ZM102 104V103H101ZM152 104V103H151ZM7 105V104H5ZM50 105V104H49ZM69 105V104H68ZM91 105L89 107H91ZM98 105V104H97ZM18 106V104L16 105ZM77 106V105H76ZM81 106V105H80ZM86 106V105H85ZM181 106V107H182ZM19 107V106H18ZM39 107V106H38ZM45 107V106H44ZM98 107V106H97ZM114 107V106H113ZM145 107V106H144ZM147 107V105H146ZM155 107V105H154ZM154 107H152V109H154ZM7 108V107H6ZM15 108V107H14ZM34 108V107H33ZM36 108V106H35ZM34 108V110H35ZM88 108V107H87ZM92 108V107H91ZM150 108V107H149ZM179 108V107H178ZM183 108V107H182ZM181 108V109H182ZM1 109V112H0V138L4 137V136H8L9 133L11 132H15L14 134H18V132H20V130H22V127L24 126L23 123L24 121L22 122V117L23 116V113L20 114L18 112L19 109H17V112L16 110L13 111V112H9L7 109H4V107L0 108ZM32 109V108H31ZM37 109V108H36ZM39 109V108H38ZM37 109V111H38ZM41 109H44V108H41ZM62 109V108H61ZM83 109V108H82ZM118 109V108H117ZM121 109V108H119ZM122 109H123V106H122ZM121 109V110H122ZM137 109V108H136ZM33 110V109H32ZM32 110L30 112H32ZM33 110V111H34ZM40 110V109H39ZM52 110V109H50ZM55 110V109H54ZM60 110V109H59ZM65 109H63L64 111ZM69 110V109H68ZM93 110V109H92ZM42 111V110H41ZM47 111H48V108H47ZM46 111V112H47ZM84 111V110H83ZM118 111V110H117ZM9 112V113H8ZM43 112V111H42ZM67 112V111H66ZM77 114H78V110L76 111ZM26 114L28 113V117H30L29 115V112H25ZM39 113V112H38ZM55 113V112H54ZM68 113V112H67ZM65 113V114H67ZM83 113V112H82ZM32 114V113H30ZM44 114V113H43ZM63 113V116L66 117ZM84 114V113H83ZM176 114V115H177ZM228 114V115H227ZM22 115V116H21ZM40 116V114H38ZM45 115V114H44ZM52 115V114H51ZM69 115V113H68ZM125 116V114H123ZM175 115V114H174ZM197 115V114H196ZM20 116L22 117L20 119ZM25 116V115H24ZM59 116V115H58ZM89 116V115H88ZM123 116V117H124ZM170 116V115H169ZM36 117V116H35ZM60 117V116H59ZM69 117V116H68ZM91 117V116H90ZM121 117V115H120ZM121 117V118H123ZM175 117V116H173ZM39 118V117H38ZM41 118V116H40ZM39 118V119H40ZM55 118V117H54ZM129 118V117H128ZM128 118H123L121 119L124 123L126 122H129ZM170 118V117H169ZM57 119V118H56ZM63 119V118H61ZM87 119V117H86ZM91 119V118H90ZM97 119V118H96ZM109 119V117H108ZM197 119V120H195ZM30 120V119H29ZM66 121V119H63V121ZM126 120V121H124ZM171 120V118H170ZM175 120V119H173ZM237 120V121H236ZM37 121V120H36ZM39 121V120H38ZM61 120H59L60 122ZM94 121V120H93ZM96 121V120H95ZM117 121V120H116ZM168 121V120H167ZM236 121V122H235ZM29 122V121H28ZM32 122V120L30 121ZM29 122V124H30ZM45 122V121H44ZM42 122V123H44ZM48 122V121H47ZM57 122V121H56ZM69 123V121H67ZM106 122V120H105ZM110 122V121H109ZM114 122V121H113ZM199 122V123H198ZM26 123V122H25ZM40 123V122H38ZM37 123V124H38ZM49 123V122H48ZM58 123V122H57ZM233 123V122H232ZM12 124H15V130L14 128H11ZM28 124V123H27ZM61 124V123H60ZM63 124V123H62ZM75 124V123H74ZM200 124V126H199ZM225 124V125H224ZM23 125V126H22ZM32 125V123L30 124ZM39 125V124H38ZM44 125V124H43ZM48 125V124H47ZM70 125V124H69ZM165 125V124H164ZM22 126V127H21ZM51 126H54V125H50L49 124V127L51 128ZM60 126V125H59ZM64 126V124L62 125ZM68 126V125H67ZM123 126V125H122ZM203 126V127H202ZM26 128V125L24 126ZM40 127H41V123H40ZM39 127V128H40ZM45 127V126H44ZM48 127V126H47ZM46 128L45 131H47L48 129ZM55 127V126H54ZM53 127V128H54ZM73 127V126H72ZM75 127V126H74ZM120 127V126H119ZM118 127V128H119ZM126 128H128L129 126L125 125ZM166 127V126H165ZM202 127V128H201ZM19 128V129H18ZM25 128H24V131H25ZM34 128V127H33ZM37 128V127H36ZM49 128V129H50ZM161 128V131H165V128L164 127H160ZM204 128V129H203ZM12 129V130H11ZM52 129V128H51ZM64 128H62L63 130ZM72 128L69 129V131H72L71 130ZM74 129V128H73ZM102 129V128H100ZM106 129V128H105ZM120 129V128H119ZM130 129V128H129ZM141 130V128H139ZM34 130V129H33ZM41 130V128H40ZM43 130V129H42ZM60 130V129H59ZM133 134L135 133H138V129L136 128L135 131L134 129H130ZM139 130V131H140ZM147 130V129H146ZM17 131V132H16ZM23 131V132H24ZM27 131V130H26ZM30 131V128L29 130ZM27 131V132H28ZM75 131V130H73ZM94 131V130H93ZM99 131V129H98ZM103 131V130H102ZM120 131V130H119ZM129 131V133L131 132ZM22 132V131H21ZM27 132H25V134L28 136H30L31 134H27ZM49 132V131H48ZM54 132V131H52ZM63 132V131H62ZM68 132V129L67 131ZM220 132V131H219ZM44 133V131H43ZM57 133V132H56ZM59 133H61L59 131ZM79 133V132H78ZM86 133V132H85ZM141 133V132H140ZM87 134V133H86ZM111 134V133H110ZM44 135V134H43ZM54 136V134H52ZM63 135H66L65 133ZM62 135V136H63ZM130 135V134H129ZM139 135V134H138ZM10 137H12L13 135H9ZM16 136V135H15ZM21 137V134L18 135V137ZM25 136V135H24ZM23 138L25 139L26 136ZM37 136V135H36ZM52 136V137H53ZM57 138H58V135L56 134ZM82 136V135H81ZM177 136V135H176ZM194 136V135H193ZM192 136V137H193ZM234 136V135H233ZM17 137V136H16ZM32 136H30L31 138ZM51 137V138H52ZM55 137V136H54ZM61 137V136H60ZM69 137V136H68ZM190 135H188L187 139H189ZM22 138V139H23ZM29 138V137H28ZM25 139V142L26 140L28 142L32 141L31 139L28 140ZM75 138V137H74ZM78 138V137H77ZM98 138V137H97ZM208 138H212L211 141L208 140ZM6 138L4 137V140ZM18 139V138H17ZM20 139V138H19ZM18 139V141H19ZM20 139V140H22ZM23 139V140H24ZM41 139V138H40ZM53 139V138H52ZM59 139V138H58ZM64 139V138H63ZM69 139V138H68ZM79 139V138H78ZM131 139V138H130ZM180 139H183V138H180ZM206 139V140H205ZM223 139V138H222ZM234 139V138H233ZM10 140V138L8 139ZM12 140V139H11ZM15 140V139H14ZM42 140V139H41ZM99 140V139H98ZM97 140V141H98ZM38 141H39V138H38ZM46 141V140H45ZM65 142V139L63 140ZM67 141V139H66ZM81 142V140H79ZM180 141V140H179ZM192 141V140H191ZM195 141V140H194ZM223 141V142H222ZM9 142V141H8ZM12 142V141H11ZM23 142V141H22ZM21 142V143H22ZM44 142V140H43ZM90 142V141H89ZM99 142V141H98ZM96 143L97 145L100 143ZM159 142V141H158ZM0 145L3 146L2 142L0 141ZM14 143V142H13ZM33 143V141H32ZM31 143V144H32ZM35 143V142H34ZM39 143V142H38ZM71 143V142H70ZM76 143V142H75ZM93 143V142H92ZM105 143V142H104ZM161 143V142H160ZM159 143V144H160ZM176 143V142H175ZM8 144V143H7ZM12 144V143H11ZM30 145V143L28 144L27 142L25 143V145ZM36 145L35 146H38L37 145V142L35 143ZM66 144V143H65ZM91 144V143H90ZM190 144V143H189ZM21 145V144H20ZM19 148H21L22 146ZM64 145V144H63ZM94 145V144H93ZM101 145V144H100ZM128 145V143H127ZM130 145V144H129ZM178 145V144H177ZM216 146V145H220L222 146L223 148L219 151H206L207 148H212V146ZM244 145V144H243ZM0 146V148H1ZM13 147L15 145H7L5 146V148L7 149V147ZM33 146V144H32ZM42 146V145H41ZM69 146V145H68ZM168 146V145H167ZM180 149H182V144L181 145H178ZM184 146V145H183ZM187 147V144L185 145ZM184 146V147H185ZM246 146V145H245ZM4 147V146H3ZM17 147V145L15 146ZM27 147V146H26ZM30 147V146H29ZM43 147V146H42ZM189 147V146H188ZM237 147V146H236ZM5 148H2L3 150ZM14 148V147H13ZM13 148H11L12 150H14ZM38 148V147H37ZM217 148V147H216ZM9 149V148H8ZM32 149V148H30ZM34 149H36L34 147ZM102 149V148H101ZM128 149V147H127ZM156 153H157V148L154 147L153 148ZM152 149V150H153ZM1 150V149H0ZM16 150V153L17 154V149ZM26 150V149H24ZM28 150V149H27ZM64 150V148H63ZM100 150V149H99ZM147 150V149H146ZM159 150V149H158ZM184 150V149H183ZM256 150V151H257ZM10 151V150H9ZM31 151V150H30ZM60 151V149H59ZM65 151V150H64ZM68 151V149H67ZM81 151V150H80ZM86 151V150H85ZM105 151V150H104ZM162 151V150H161ZM170 151V150H169ZM187 152H189V150H185ZM251 151V150H250ZM3 151H1L0 153L2 154ZM5 152V151H4ZM15 152V151H14ZM25 152V151H24ZM45 152V151H44ZM43 152V154H45ZM47 152V151H46ZM62 152V151H61ZM83 152V150H82ZM81 152V154H82ZM111 152V151H110ZM146 152V151H145ZM166 151H163L159 154V158L162 159V156L165 154ZM182 152V155H183V151ZM5 153H8L7 150ZM11 153V152H10ZM29 153V152H28ZM31 153V152H30ZM34 153V152H33ZM32 153V154H33ZM41 153V152H40ZM54 153V152H52ZM63 153V152H62ZM61 153V154H62ZM65 154H67L66 152H64ZM73 153V152H72ZM77 153V152H76ZM90 153V152H89ZM92 153V152H91ZM190 153V152H189ZM251 153V152H250ZM13 154V153H12ZM27 154V153H26ZM25 154V155H26ZM36 154V153H35ZM49 154V153H48ZM46 154V155H48ZM56 154V153H55ZM60 154V153H59ZM64 154V156H65ZM70 155V153H68ZM104 154V153H103ZM169 154V152H166V156ZM172 154V153H171ZM187 154V153H186ZM5 155V154H4ZM20 155V152L18 153V156ZM23 155V154H22ZM23 155V156H25ZM28 155H31V154H28ZM51 155V154H50ZM49 155V156H50ZM53 155V154H52ZM67 155V156H69ZM147 155V153H146ZM253 155V154H252ZM257 155V154H256ZM261 155V154H260ZM3 156V155H2ZM10 156V155H9ZM12 156H15V155H12ZM33 156V155H32ZM37 156V155H36ZM41 156V155H40ZM75 156V155H74ZM105 156V155H104ZM102 156V157H104ZM108 156V155H107ZM150 156V155H149ZM11 157V156H10ZM21 157V156H20ZM19 157V158H20ZM46 158V161H50L48 160V157L43 155V157L41 158ZM53 157V156H52ZM51 157V158H52ZM57 157V156H56ZM56 157H53V158H56ZM97 157V156H96ZM100 157V155H99ZM106 157V156H105ZM183 157V156H182ZM185 157V156H184ZM183 157V159H184ZM1 158V157H0ZM7 158V157H6ZM13 158V157H12ZM16 158V157H15ZM18 158V159H19ZM26 158V157H25ZM31 158L28 156V159ZM40 158V159H41ZM52 158V160H53ZM107 158V157H106ZM4 159V158H3ZM8 159V158H7ZM11 159V158H10ZM17 159V160H18ZM23 159V158H22ZM59 159V157H58ZM67 160L68 157L66 158ZM64 159V160H66ZM76 159V158H75ZM181 159V158H180ZM186 159V158H185ZM191 158L187 159L189 161L187 162H190ZM15 160V161H17ZM27 160V159H26ZM25 160V162H26ZM38 160V159H36ZM42 160V159H41ZM44 160V163H45V159ZM74 160V159H72ZM78 160V159H77ZM92 160V159H91ZM95 160V158H94ZM174 160V158L172 159ZM171 160V161H172ZM182 160V159H181ZM6 161V160H5ZM4 161V162H5ZM10 161V160H9ZM12 161V160H11ZM29 162V160H27ZM58 161V160H57ZM56 161V162H57ZM83 161V159H82ZM101 161V160H100ZM104 161V160H103ZM163 161V160H161ZM198 161V160H196ZM201 161V160H200ZM1 162V161H0ZM8 162V160H7ZM13 162V161H12ZM11 162V163H12ZM23 162V161H22ZM41 161H39L40 163ZM47 162L45 164H47ZM52 162V161H51ZM55 162V161H54ZM79 162L78 161H73V163H75L74 165L77 166V163ZM86 164H85V163ZM83 162V164L87 165V168L89 169L88 167V163L87 162H90L85 160ZM195 162V161H194ZM3 163V162H2ZM31 163V162H30ZM28 163V164H30ZM65 165L67 162H64ZM80 163V162H79ZM78 163V166L80 165ZM92 163H94L92 161ZM91 163V164H92ZM97 163V159H96V162ZM94 163V164H95ZM120 163V162H117V164ZM122 163L125 164V162L123 161ZM169 163V162H168ZM167 163V165H169ZM190 163H188V165H190ZM9 164V163H8ZM17 164V163H16ZM21 164V163H20ZM20 164H17V165H20ZM23 164V163H22ZM50 164V162H49ZM54 163H52V166H53ZM68 164L70 165V162L68 161ZM90 164V163H89ZM115 164V163H114ZM133 164V163H132ZM165 164V163H164ZM13 168V165L15 164H11ZM35 165V164H33ZM39 165V164H38ZM93 165V164H92ZM121 165V164H120ZM187 165V164H186ZM205 165V164H204ZM256 165V164H255ZM258 165V163H257ZM260 165V164H259ZM1 166V165H0ZM7 166V165H6ZM6 166H4L6 168ZM48 166H51V165H48L47 164V167ZM51 166V168H52ZM74 166V167H75ZM84 166V165H83ZM91 166V165H90ZM96 166V165H95ZM94 166V167H95ZM117 166V165H116ZM123 166V165H122ZM127 166V165H126ZM125 166V167H126ZM245 166H250L251 170L250 169H247L248 172H247V175L250 177V180L249 182H245V177L243 176V168ZM9 167V165H8ZM19 167V166H18ZM17 167V168H18ZM22 167V166H21ZM29 167V165H28ZM27 167V169H28ZM32 167V166H31ZM37 167V166H35ZM42 168V166H39ZM38 167V168H39ZM46 167V168H47ZM73 167V169H74ZM82 167V165H81ZM85 167V166H84ZM119 167V165L117 166V168ZM191 167V165H190ZM195 167V166H194ZM260 167V166H258ZM4 168V169H5ZM20 168V167H19ZM24 168V167H23ZM49 168V169H51ZM98 165H97V171L94 172V174H97L99 173L100 174V168L98 169ZM106 168V167H104ZM120 168V167H119ZM185 168V167H184ZM262 168V166H261ZM26 169V170H27ZM30 169V168H29ZM28 171H32V170H29ZM84 169V171L86 170L85 168H82ZM103 169V167H102ZM126 169V168H125ZM192 169V168H191ZM195 169V168H194ZM0 170H3V167H0ZM7 171L9 170L8 168L6 169ZM5 170V171H6ZM18 170V169H17ZM34 170V169H33ZM42 170V169H41ZM40 170V171H41ZM60 170V169H59ZM63 169H61L62 171ZM71 170V169H70ZM119 170V169H118ZM121 171L124 170V166L123 168L120 169ZM127 170V169H126ZM1 171V172H2ZM20 171V170H19ZM61 171H59L61 173ZM68 170H66L67 172ZM106 174V171L105 170H101V172ZM120 171V172H121ZM161 171V170H160ZM197 171V170H196ZM9 172V171H8ZM18 172V171H17ZM28 172V174H30ZM37 172V171H34V173ZM54 172H58V169ZM58 172V173H59ZM78 172V171H77ZM186 172V170H183V173ZM6 172H4L5 174ZM34 173H31V174H34ZM63 173V172H62ZM61 173V177L64 176V175H68L70 177V174L67 172L66 174H63L62 175ZM3 174V173H2ZM1 174V177L4 175ZM8 174V173H6ZM15 174V173H14ZM23 174V172H22ZM28 174L26 175V178L30 177L28 176ZM57 174V173H56ZM81 175V173H79ZM104 174V175H105ZM180 174V175H179ZM17 175V174H15ZM13 173H11V176H14ZM19 175V174H18ZM55 175V174H54ZM52 174V176H54ZM66 175V176H67ZM76 175V174H75ZM101 175V174H100ZM100 175L97 176V180H99L100 178L98 177H101ZM108 174H106L107 176ZM131 175V174H130ZM7 175H5L6 177ZM11 179V176L8 175ZM6 177L7 179L9 177ZM41 176V174H40ZM65 176V177H66ZM72 178H74V175L72 174ZM105 176V177H106ZM112 176V175H111ZM132 176V175H131ZM134 177H129V178H134L137 179L135 177V175L133 174ZM32 177V175H31ZM64 177V178H65ZM76 177V176H75ZM89 177V175H88ZM87 175L86 177L82 178L83 180L84 179H87L88 178ZM103 177V176H102ZM109 177V176H108ZM107 177V178H108ZM116 177V176H115ZM115 177L113 176V179L111 178L110 180V177L108 178L110 181L112 180H116ZM56 175H55V179H56ZM171 178V176H170ZM181 178V179H180ZM9 179V181H10ZM14 179V178H13ZM22 179V178H21ZM31 179V178H30ZM37 179V178H36ZM42 179V178H41ZM58 179H59V176H58ZM57 179V180H58ZM78 179V177H77ZM77 179H73L74 182L75 180ZM103 179V178H102ZM105 179V178H104ZM15 180V179H14ZM19 179L15 180V181H18ZM27 180V179H26ZM71 180V179H69ZM73 180H72V183H73ZM80 181H82L81 179H79ZM133 180V179H132ZM171 180V179H170ZM226 180L228 182V184H231V185H225L230 192H226L224 188H220L219 185H222V181ZM1 181V179H0ZM3 181V180H2ZM6 180H4L5 182ZM6 182V183H10V182ZM29 181V180H28ZM34 181V180H33ZM60 181V179H59ZM63 181V180H62ZM66 181V180H65ZM78 181V180H77ZM78 181V182H80ZM86 181V180H84ZM110 181H107V182H110ZM117 181V180H116ZM175 181V180H174ZM3 182V183H4ZM31 182V181H30ZM35 182V181H34ZM61 182V181H60ZM100 182V180L98 181V183ZM115 181H113L112 184H115L114 183ZM5 183V184H6ZM18 183V182H17ZM23 183V182H22ZM25 183V182H24ZM51 183H52V180H51ZM63 183V182H62ZM72 183H71V186H72ZM83 183V182H82ZM117 183V182H116ZM226 183V182H225ZM4 184V185H5ZM16 184V183H15ZM32 185H34V183H31ZM68 184V183H67ZM70 184V183H69ZM81 185V182L78 183ZM85 184V183H84ZM88 184V183H87ZM90 184V183H89ZM84 185L85 186V189L86 187H88V189L91 188V191L90 193L92 194H96V198L100 197L101 195L99 194L102 190L104 191V187L106 186H103L101 185L102 189L100 191V186H99V193L96 189V187H94V191L96 189V192L95 193L94 191H92V187L89 188V186L91 185ZM93 184V183H92ZM219 184V185H218ZM227 184V183H226ZM19 185V184H18ZM21 185V183H20ZM31 185V186H32ZM36 185V184H35ZM76 185V183H75ZM74 185V186H75ZM100 185V184H99ZM118 185V183H117ZM219 186V189H217V187ZM24 186V185H23ZM48 186V185H47ZM53 186V185H52ZM51 186V187H52ZM64 186L63 184L61 185V187ZM124 186V185H123ZM156 186V185H155ZM40 186L37 187H34L35 188L34 190H37L39 189L40 191L42 189L39 188ZM46 187V186H45ZM81 188V186H78ZM77 187V188H78ZM122 188V186H120ZM119 187V188H120ZM30 188V187H28ZM26 187V191H29L27 190L28 189ZM33 188H31V192L29 191L28 194L27 192L24 190L25 188H21L22 191L24 190L26 193L24 195H32L31 193L33 192ZM47 188V187H46ZM68 188V187H67ZM71 188V187H70ZM78 188V189H80ZM98 188V187H97ZM120 188V189H121ZM125 188V186H124ZM157 188V187H156ZM8 189V188H7ZM64 189V188H63ZM62 189V190H63ZM72 189V188H71ZM70 189V190H71ZM82 189H83V186H82ZM224 189V190H223ZM38 190V191H39ZM52 190V188H51ZM65 190V189H64ZM75 190V189H74ZM73 190V191H74ZM123 190V189H122ZM128 190V189H127ZM11 190H4V187L0 184V196H3V198L5 199V195L7 196V198L11 200V196L13 194H11L12 192H10ZM14 191V190H13ZM21 191V190H20ZM37 191V192H38ZM40 197L41 195H43V192H40ZM53 191V190H52ZM51 191V192H52ZM78 191V190H77ZM87 191V189H86ZM85 191V192H86ZM89 191V190H88ZM87 191V192H88ZM106 191H107V188H106ZM121 191V190H119ZM4 192V193H3ZM16 192V191H15ZM37 192L35 194V191L33 192L35 195H37ZM60 192V191H58ZM80 192V190H79ZM84 192V193H85ZM94 192V193H93ZM110 192V190L108 191ZM115 192V191H113ZM112 192V193H113ZM118 192V191H117ZM156 192V190H155ZM17 193V192H16ZM23 193V192H22ZM62 193V192H61ZM78 193V192H77ZM82 194V196L79 195L78 198L80 197L81 199L84 198L83 195H86V194ZM4 194V195H3ZM69 194V197L71 196L70 192L67 193V195ZM75 194V193H74ZM91 194V195H92ZM99 194V196L97 195ZM114 194V193H113ZM29 195V196H30ZM39 195V194H38ZM37 195V196H38ZM66 195V197H68ZM76 195V196H77ZM89 195V194H88ZM156 195V194H155ZM16 196V195H15ZM93 196V195H92ZM98 196V197H97ZM106 194H102L101 198L102 197H105L106 198ZM109 196V195H108ZM128 196V195H127ZM14 197V195H13ZM12 197V198H13ZM30 198L28 196H25L24 198ZM43 197V196H42ZM72 197V196H71ZM70 197V198H71ZM230 197H233L234 200L233 201H230L229 204L227 205H223L224 202L229 199ZM7 198L5 199V202H9V200H7ZM35 198V197H34ZM62 198V197H61ZM74 202H75V195L74 197H72ZM71 198V200H72ZM77 200H80L78 199ZM86 199L88 198V196L86 195L85 197ZM94 197H92L93 199ZM104 198V199H105ZM149 198V197H148ZM21 198H17V199H14L12 202H14L15 204L17 203L18 200H20ZM42 199V198H41ZM86 199H82V200H86ZM103 199V198H102ZM112 199V198H111ZM110 199V200H111ZM158 199V198H156ZM23 200H29V199H22V204L25 206L26 204V201L23 202ZM31 200V199H30ZM50 200V199H49ZM59 200V199H58ZM70 201V199H68ZM91 201V198L89 199ZM88 200V201H89ZM100 200V199H99ZM0 201H2V197L0 199ZM4 201V200H3ZM32 201V200H31ZM30 201V202H31ZM39 201V200H38ZM45 201V200H44ZM52 202V200H50ZM87 201V200H86ZM104 201V200H103ZM110 202L109 200L106 199V202ZM155 201V200H154ZM4 202V204H5ZM33 202V201H32ZM37 202V201H36ZM35 201L33 202V204L31 205V209L34 208L35 209V205L34 203H36ZM56 202V200H55ZM55 202L53 204H55ZM58 202V201H57ZM72 202V201H71ZM69 202V204L71 203ZM74 202L73 205H74ZM81 202V200L79 201ZM84 201H82V203H80V205L84 204L83 203ZM101 202V200L99 201ZM99 202H97L96 204L94 203L93 204V207L94 208H97L96 205H99ZM107 202V203H108ZM158 202V201H157ZM161 202V201H160ZM3 203V202H2ZM13 203V204H14ZM27 205L30 206L29 204V201H27ZM76 203V202H75ZM93 203V202H92ZM104 203V202H103ZM113 203V202H112ZM140 203V202H139ZM3 205V207H5ZM8 204V203H6ZM5 204V205H6ZM10 204V202H9ZM39 204V203H38ZM48 204V203H47ZM50 204V203H49ZM52 204V205H53ZM57 204V203H56ZM55 204V205H56ZM89 206L90 203H85ZM105 204V203H104ZM115 204V203H114ZM113 204V205H114ZM154 204H159L158 203H154ZM198 204V205H197ZM12 205V203L10 204ZM21 205V206H23ZM50 204V207L52 206ZM62 205V203H61ZM82 205H81V208H82ZM116 205V204H115ZM114 205V206H115ZM166 205V203H165ZM197 205V206H196ZM7 206V205H6ZM33 206V207H32ZM37 206V205H36ZM42 206V210H46L45 209V206H46V203H45V206H44V209H43V205ZM58 206H60L58 204ZM70 206V205H68ZM104 206V205H103ZM159 206V205H158ZM170 206V205H169ZM61 207V206H60ZM75 207V205H74ZM79 207V206H78ZM86 207V205L83 207V209ZM90 207L91 204H90ZM89 207V209H90ZM100 207V209H102V206H98ZM119 207V205H118ZM165 207V206H164ZM163 207V208H164ZM29 208V207H27ZM52 208V207H51ZM53 208H55L53 206ZM64 208V206L62 207ZM87 208V207H86ZM115 208V207H114ZM117 208V207H116ZM115 208V209H116ZM125 208V207H124ZM221 208V209H220ZM10 209V208H9ZM30 209V210H31ZM36 209H38L36 207ZM57 209H59L57 207ZM61 209V208H60ZM65 209V208H64ZM82 209V210H83ZM99 209V208H98ZM105 209V210H104ZM103 210L107 213L108 209L104 208ZM110 209V208H109ZM119 209V208H117ZM165 209V208H164ZM2 210V209H0ZM54 210V209H53ZM78 210V209H77ZM80 210V208H79ZM78 210V212H79ZM81 210V211H82ZM85 211H87L86 209H84ZM122 210V209H121ZM125 210V209H124ZM252 210V209H251ZM3 211H4V208H3ZM28 211V210H26ZM35 211V210H34ZM37 211H40V210H37ZM55 211V210H54ZM58 211V210H57ZM84 211V213H85ZM99 212L98 213H101L100 210H98ZM113 211V210H112ZM138 211V210H137ZM154 211V210H153ZM259 211V210H258ZM33 212V210H32ZM68 212V210H67ZM71 212V210H70ZM91 213L93 212L92 209L90 211ZM120 212V210H119ZM118 210H117V213L119 214ZM254 212V211H253ZM1 213V211H0ZM29 213V212H28ZM27 213V214H28ZM34 213V212H33ZM51 213V211H50ZM50 213L48 214L47 213V216L50 215ZM56 213V212H54ZM62 213V212H61ZM64 213V212H63ZM90 213V217L95 215L94 212H93V215ZM104 214V212H102ZM106 213L104 215V217L106 216ZM115 213V212H114ZM155 213V212H154ZM169 213V212H168ZM171 213V212H170ZM175 213V214H174ZM252 213V212H251ZM30 214V213H29ZM28 214V216H29ZM32 214V213H31ZM30 214V215H31ZM35 214H37L35 212ZM44 213L42 212V214L40 215H43ZM59 214H60V210H59ZM65 214V213H64ZM70 214V213H69ZM86 214V213H85ZM83 214V215H85ZM108 214H112V213H107ZM128 214V213H127ZM26 215V214H25ZM46 216V212L44 214ZM63 216V214H61ZM108 216L107 218H104V219H96L94 221V217L96 216H93L92 218V225L94 228H98V231L100 230L101 233L100 235L102 234V237H101V240L99 241V244L97 242V239H94L96 240V245H94V242H93V245L95 247L92 246L93 250L94 248H98V251H99V254L98 256L95 254L96 257V260L95 261L97 264H115L114 262L117 261L116 263H118V261H122L123 264H137V261L138 259L140 260V252L136 250V248L133 246H131V242H130V239L128 237V233H126V229H125V226H122V223H124L125 221L127 222V219L125 221H123L122 223L118 222L120 220H118L116 218V214H112L111 216ZM132 215V214H131ZM221 215V219H217V217ZM46 216V217H47ZM55 218V215H53ZM57 216V215H56ZM89 216V215H88ZM99 216V214H98ZM113 216V217H112ZM115 216V217H114ZM27 216L24 217V219L26 218ZM32 217V215H31ZM44 217V216H42ZM52 215H50V219H53L51 218ZM61 217V216H60ZM60 217H57V218H60ZM48 218V217H47ZM78 218H81V217H78ZM98 218V217H97ZM116 218V219H115ZM120 218V217H119ZM126 218V217H125ZM159 218V217H158ZM174 218V219H176ZM15 219V218H14ZM29 219V218H27ZM36 219V218H35ZM49 219V221H50ZM56 219V218H55ZM65 218H62L59 219V221L61 222V220H64ZM122 219V218H121ZM130 219V218H129ZM166 219V218H164ZM169 219V218H168ZM17 220V219H15ZM41 220V219H40ZM42 220H44L42 218ZM54 220V219H53ZM83 220V219H82ZM81 220V221H82ZM90 221L88 218H85V221H83L82 223H85L84 224V227L86 226L87 227V224L86 222ZM118 220V221H117ZM162 220V219H161ZM173 220V219H172ZM177 220V221H179ZM1 221V219H0ZM34 221V220H33ZM45 221V220H44ZM52 221V220H51ZM56 220H54V224L58 223V222H55ZM58 221V220H57ZM94 221V222H93ZM23 222L24 220H22V225H23ZM39 222V221H38ZM46 222V221H45ZM44 222V224H45ZM68 224L69 225V228L71 227V225H73L74 223H77V217H76V214H75V211L72 212V214L70 215V217L68 218L67 220ZM158 222V221H157ZM161 222V221H160ZM158 222V226L159 223ZM163 222V221H162ZM167 222V221H166ZM174 222V221H173ZM21 223V222H20ZM28 223V222H27ZM25 223L24 225H32L30 222V224L28 223ZM50 223V222H49ZM52 223V222H51ZM50 223V224H51ZM63 223V222H61ZM65 224H62L63 226L66 225V222H64ZM72 223V224H71ZM129 223V222H128ZM172 223V222H171ZM178 223V222H176ZM180 223V224H181ZM226 223H229L231 226V228L233 227V230H232V233L229 234V236L223 238L218 232H219V229L217 227H222V225L224 226ZM47 224V222H46ZM45 224V225H46ZM56 224H55V228H56ZM71 224V225H70ZM91 224V223H90ZM125 224V223H124ZM152 224V223H151ZM179 224V223H178ZM19 225V223L16 225V227ZM21 225V224H20ZM126 225V224H125ZM171 225V224H170ZM173 225V224H172ZM175 225V224H174ZM34 226V225H32ZM30 226L29 229L32 227ZM51 225L48 226L47 224V228L50 227ZM128 227V225H126ZM165 226V225H164ZM177 226H180V225H177ZM22 227V226H21ZM24 227V226H23ZM51 227H54V226H51ZM50 227V228H51ZM65 230H63L64 232L68 229V226H67V229H66V226H64ZM83 227V225L81 226ZM132 227V226H131ZM163 227V226H162ZM161 227V229H162ZM179 228V230L182 228ZM28 230V227H26ZM129 228V227H128ZM223 228V227H222ZM230 228V226H229ZM264 229V227H262ZM22 229V228H21ZM24 229V228H23ZM32 229V228H31ZM57 229V228H56ZM59 229V228H58ZM131 228H129L130 230ZM133 229V228H132ZM25 230V231H26ZM33 230V229H32ZM48 230V229H47ZM61 230V228H60ZM93 230V229H92ZM125 230V231H124ZM261 230V229H260ZM24 231V232H25ZM29 231V230H28ZM37 231H40L39 229ZM50 231V229L48 230ZM77 231V230H75ZM95 231V229H94ZM162 231H165L164 229ZM184 231V230H183ZM258 231V233L256 234V232ZM264 231V230H263ZM23 232V234H24ZM27 232V231H26ZM25 232V234H26ZM41 232V231H40ZM50 232H53L52 229ZM71 232V231H69ZM131 232V231H130ZM178 232V231H177ZM19 235L20 233L22 232H18ZM39 233V232H38ZM48 232H46L47 234ZM68 233V232H67ZM164 233V232H163ZM162 233V234H163ZM171 232H169L170 234ZM183 233V232H182ZM183 233V234H184ZM1 234V233H0ZM5 234V233H3ZM42 234V233H41ZM51 234V233H50ZM66 234V233H65ZM64 234V235H65ZM70 234V233H69ZM72 234V232H71ZM94 234V233H92ZM177 234V233H176ZM175 234V235H176ZM18 235V234H17ZM55 235V233L53 234ZM52 235V236H53ZM73 235V234H72ZM76 235V234H75ZM90 235V234H89ZM95 235V234H94ZM170 235H173L172 233ZM1 236V235H0ZM27 236V234H26ZM43 236V235H42ZM44 236L45 233H44ZM50 235V238L52 237ZM57 236V234L55 235V237ZM77 236V235H76ZM75 236V237H76ZM179 236V235H178ZM178 236L173 239H175L172 243V240L170 243H167L166 245H164L163 247V252L161 253H158L155 252L153 253V255L151 257H148L146 260L142 261V262H139V264H170L168 261L165 260V256H166V253L165 251L167 252L168 251V254L169 252L173 251L175 246L174 244H179L180 243V239L178 238ZM3 237V235H2ZM35 237V236H33ZM37 237V236H36ZM54 237V236H53ZM54 237V238H55ZM63 238V236H61ZM66 238V236H64ZM131 237V236H130ZM139 237V236H138ZM148 237V236H147ZM173 237H175L173 235ZM180 237V236H179ZM46 238V237H45ZM49 238V237H48ZM47 238V239H48ZM71 238V237H70ZM77 238V237H76ZM149 238V237H148ZM183 238V237H182ZM30 239V237H29ZM32 239V237H31ZM35 239V238H34ZM38 239V237H37ZM36 239V240H37ZM40 239V237H39ZM38 239V241H40ZM57 239V238H55ZM59 239V238H58ZM78 239V238H77ZM139 239V238H137ZM150 239V238H149ZM168 239V238H167ZM170 239V238H169ZM168 239V240H169ZM76 240V239H75ZM91 240V239H90ZM133 240H136V239H133ZM82 241V239H81ZM88 241V240H87ZM139 241V240H138ZM144 241V240H143ZM151 241V240H150ZM21 242H24V241H21ZM20 242V243H21ZM36 242V241H34ZM70 242V240H69ZM68 242V244H69ZM72 242V241H71ZM89 242V241H88ZM91 242V241H90ZM137 243V241H135ZM142 243V241H139V243ZM162 242V241H161ZM40 243V242H39ZM76 243V242H75ZM80 243V242H79ZM146 243V242H145ZM152 243V242H150ZM43 244V248L45 249L44 247V243ZM78 244V242H77ZM84 244V242H83ZM82 244V245H83ZM144 244V242H143ZM41 244H39L38 246H40ZM50 245L53 246L51 243ZM81 245V244H79ZM78 245V246H79ZM81 245V247H82ZM139 245V244H137ZM142 245V244H141ZM139 245V246H141ZM146 245V244H145ZM144 245V246H145ZM157 245V244H156ZM45 246H46V243H45ZM49 246V245H48ZM46 246V248L48 247ZM143 246V247H144ZM147 246V245H146ZM178 246V245H177ZM30 248V246H28ZM27 247V248H28ZM42 247V246H41ZM55 247V246H54ZM150 247V246H149ZM24 248V247H23ZM22 248V249H23ZM32 248V247H31ZM193 248V252L195 255H193V253L191 252ZM25 249V248H24ZM23 249V250H24ZM36 249V248H35ZM49 249V248H47ZM69 249V248H68ZM83 249V248H82ZM90 249V248H89ZM88 249V250H89ZM147 249V248H146ZM26 250V249H25ZM31 250V249H30ZM33 250V249H32ZM31 250V252H32ZM38 250V249H37ZM36 250V254H38V257H39V254L41 255V251H37ZM40 250V249H39ZM64 250V249H63ZM81 250V249H80ZM92 251V249H90ZM151 251V249H148ZM147 250V251H148ZM153 250V249H152ZM48 251V250H46ZM45 251V252H46ZM50 251V250H49ZM52 251V250H51ZM58 251V250H57ZM61 251V250H60ZM70 251V250H69ZM68 251V253H69ZM79 251V250H78ZM81 251H84L81 250ZM86 251V250H85ZM91 251H89L91 253ZM95 251V250H94ZM181 251V250H180ZM27 252V250L25 251ZM54 252V251H53ZM63 252V251H61ZM66 252V251H65ZM73 253L75 251H72ZM80 252V251H79ZM182 252V251H181ZM180 252V254H181ZM24 253V252H23ZM35 253V252H34ZM32 253V254H34ZM51 253V252H49ZM49 253H45L46 254H49ZM59 253V251L57 252ZM72 253V255H73ZM76 253V252H75ZM81 253V252H80ZM79 253V254H80ZM177 253V252H176ZM22 254V253H21ZM20 254V255H21ZM52 254V253H51ZM50 254V255H51ZM55 254V253H53ZM66 254V253H65ZM64 254V255H65ZM85 254H87L85 252ZM89 254V253H88ZM87 254V256H88ZM144 254V253H143ZM151 254H152V251H151ZM15 255H17V259H18V253H16ZM31 255V253H30ZM29 255V256H30ZM43 255V254H42ZM91 254H89L90 256ZM94 255V253H93ZM142 255V254H141ZM54 255H51L50 257L52 258ZM77 256V255H76ZM80 256V255H79ZM78 256V257H79ZM86 256V255H85ZM84 256V257H85ZM147 256V255H145ZM150 256V254L148 255ZM21 258L23 257L24 259V255L20 256ZM25 257H28L25 256ZM31 257V258H30ZM29 257V261L32 259V256ZM37 257V258H38ZM56 257V256H55ZM65 257V256H64ZM71 257V256H70ZM37 258H35L37 260ZM41 259H43V256L39 257ZM48 258V255L47 257H45L44 260H46ZM59 258H60V255H59ZM58 258V259H59ZM77 258V257H76ZM83 258V256H82ZM89 258V257H88ZM143 258V257H142ZM141 258V259H142ZM181 259V257H178ZM14 259V258H13ZM16 259V258H15ZM15 263L17 261V259L15 260ZM20 259V258H19ZM18 259V260H19ZM27 259V258H26ZM34 259V258H33ZM41 259H38L39 262L41 261ZM57 258H55L52 262H54L53 264H55V262L57 261L59 263V261H62V257H61V260L58 261V259L56 260ZM73 259V257H72ZM183 259V258H182ZM191 260V262H189ZM1 260V258H0ZM49 260V259H48ZM66 260V259H65ZM79 260V259H78ZM84 260V259H83ZM114 260V261H113ZM143 260V259H142ZM184 260V259H183ZM25 261V260H24ZM47 261V260H46ZM76 261V260H75ZM80 261V260H79ZM141 261V260H140ZM215 263H214V262ZM10 262H13V260H11ZM21 262V261H19ZM37 262V263H39ZM63 262V261H62ZM62 262H60L62 264ZM113 262V263H112ZM203 262V261H201ZM3 263V260L2 262L0 261V264ZM23 263V262H22ZM20 263V264H22ZM45 263V262H43ZM42 261L40 262V264H43ZM69 263V262H68ZM72 263V262H71ZM76 263V262H75ZM80 263L82 264V262L80 261ZM85 263V261H84ZM83 263V264H84ZM183 263V262H182ZM10 264V263H9ZM12 264V263H11ZM14 264V263H13ZM19 264V263H18ZM23 264H26L25 262ZM47 264H49V261H47ZM57 264V263H56ZM64 264V263H63ZM67 264V263H66ZM86 264V263H85ZM90 264V263H89ZM196 264V263H195Z\"/></svg>",
    "mask_w": 264,
    "mask_h": 264
}]
</instances>
